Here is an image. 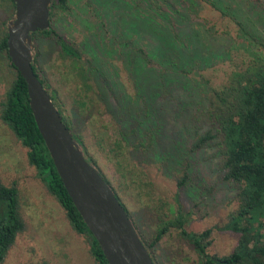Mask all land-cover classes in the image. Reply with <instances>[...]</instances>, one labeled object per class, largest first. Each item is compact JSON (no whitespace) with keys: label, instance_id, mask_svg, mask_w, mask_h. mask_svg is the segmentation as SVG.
I'll use <instances>...</instances> for the list:
<instances>
[{"label":"rangeland","instance_id":"1","mask_svg":"<svg viewBox=\"0 0 264 264\" xmlns=\"http://www.w3.org/2000/svg\"><path fill=\"white\" fill-rule=\"evenodd\" d=\"M182 1L112 0L111 4L110 0H67L66 9L52 11L50 27L80 58L64 55L54 39L40 36L35 41L38 54L34 66L54 95L56 106L73 122L71 134L76 140L80 138L87 157L118 195L138 237L149 244L161 223L173 221L180 214L188 232L211 229L208 253L224 256L238 242L239 235L224 229L238 201L235 186L223 177L219 139L190 153L193 131L180 130L186 125L192 106L197 102L207 106L211 89L217 90L248 64L264 65V0ZM149 3L155 12L149 11ZM214 3L215 8L211 6ZM182 6L189 8L188 24L196 36L193 41L200 44V59L185 67L195 71L187 75L171 71V67L158 65L153 57H148L143 65L147 71L155 70L148 72L149 77L155 78L160 72L169 77L155 97L150 122L157 130L158 146L175 145L180 154H137L132 153V148H125L123 154L115 152V145L124 146L135 133L123 128L125 120L114 107L124 99L128 106L144 111L146 96L139 95L131 76L133 65L127 71L125 61L127 52L134 55L135 46L145 47L149 39L139 36L137 30L144 24H139L138 19L149 11L157 14L162 24V13L171 16V10H181ZM14 14L10 1L0 0V38ZM174 26L178 27L175 23ZM182 41L187 44L185 39ZM130 58L138 63L137 55ZM94 74L109 89L101 90L99 96ZM14 78L9 62L0 59V104ZM184 102L188 105L185 112L181 109ZM210 127L202 121L196 132L203 133ZM118 130L127 140L121 139ZM184 173L188 180L178 188L177 181ZM0 182L17 188L25 224L2 264H97L85 237L72 230L63 209L29 165L27 149L1 119ZM151 252L156 264L201 263L174 228Z\"/></svg>","mask_w":264,"mask_h":264},{"label":"trees","instance_id":"2","mask_svg":"<svg viewBox=\"0 0 264 264\" xmlns=\"http://www.w3.org/2000/svg\"><path fill=\"white\" fill-rule=\"evenodd\" d=\"M9 1L14 6L12 0ZM186 2L191 3L188 0L182 1V3ZM66 3L67 0H52L49 7V28L31 34L32 68L53 103L54 95L49 92L47 85L40 78L34 66L38 54L35 41L40 36L54 39L55 44L59 46L64 55L79 60L80 56L77 51L50 27L52 11L58 8L66 9ZM110 3L113 4L112 0ZM151 3L155 5V1ZM149 6V11H153L154 7L150 3ZM211 6L215 8V3ZM182 7L181 10H171L172 17L168 13H162L165 17L162 19V24L157 20V14H150L149 11L145 17L141 16L138 19L139 24H144V27L137 30L139 36L143 39L142 35H146L149 39L145 47L135 46L134 55L127 52L125 61L127 62V71L133 65L131 76L134 78L139 95L146 96L144 111L128 106L124 99L121 100V103L119 102L122 105L118 104L117 107H114L125 120L123 128L128 133H135L132 136L133 139L130 142L126 141L124 146H121L122 143L115 145L117 147L115 152L123 154L125 148H132V153L137 154L138 152L141 154L149 152L153 155L180 154L177 153L175 145L167 148L158 146L159 137L155 134L157 130L150 122L151 115L154 113L152 109L156 102L155 97L159 93L158 91L164 88V83L167 84L169 77L163 75V72H160L161 74L155 78L149 77L148 72L155 70L147 71L143 65L146 64L148 57H153L158 65L171 67V71L178 70L186 75L195 71L194 69L189 71L185 67L189 66L193 60L200 59V44L193 41L196 36L188 24L189 8ZM170 20H173L178 27H175ZM182 39H185L187 44H184ZM6 40L7 32L0 38V59L5 58L9 62V66L15 71V78L0 104V119L10 128L21 145L27 149L29 165L35 168L37 176L44 183L48 193L63 209L72 230L85 237L94 261L97 264H108L97 241L84 224L56 172L34 122L29 107L26 83L8 58ZM191 54L193 55L190 56ZM135 55L138 58L137 64L130 58H134ZM251 68L252 72H250ZM93 76L96 80L99 78V75L94 74ZM94 79L89 78L88 80L93 82ZM96 88L97 96H99L101 90L107 88L104 80L98 79ZM54 105L61 115L63 124L71 133V129L74 130L73 122L68 117H64L58 106L55 103ZM195 105L192 106L190 117L180 132L189 133L191 129L193 131L194 139L188 148L190 153L198 152L206 148L212 141L219 139V149L223 156L221 166L223 177L225 181H229L235 186L238 201L237 209L229 216L224 229L239 235L237 245L228 255H210L208 247L211 244V229L200 233L188 232L184 228L185 220L180 214L174 217L173 221L161 223L149 244L143 242L140 235L139 238L154 264L156 263L151 248L160 242L171 228L176 229L180 238L192 247L201 261L200 264H264V65L248 64L243 72L233 74V77L217 90H210L207 106H203L200 102ZM186 106L188 105L184 102L181 108L183 112L186 111ZM202 121L207 122L211 127L203 133L196 132L197 125L200 127ZM121 131L118 130L121 139L127 140ZM72 138L81 149L84 159L98 172L119 201L118 195L98 170L95 162L87 157L86 148L79 136L77 140L73 135ZM128 154L130 155L129 152ZM187 180L188 176L184 173L177 181V187L184 186ZM24 228L17 188L15 185L6 186L0 182V264ZM135 231L137 230L135 229Z\"/></svg>","mask_w":264,"mask_h":264},{"label":"water","instance_id":"3","mask_svg":"<svg viewBox=\"0 0 264 264\" xmlns=\"http://www.w3.org/2000/svg\"><path fill=\"white\" fill-rule=\"evenodd\" d=\"M52 0H12L7 55L26 83L34 122L62 184L108 264H154L111 189L87 163L32 68L31 34L49 28Z\"/></svg>","mask_w":264,"mask_h":264}]
</instances>
